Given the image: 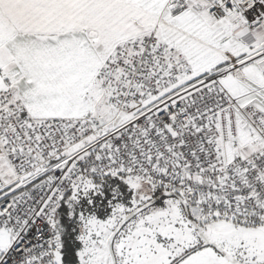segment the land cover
<instances>
[{"label": "snow or ice", "instance_id": "obj_1", "mask_svg": "<svg viewBox=\"0 0 264 264\" xmlns=\"http://www.w3.org/2000/svg\"><path fill=\"white\" fill-rule=\"evenodd\" d=\"M0 264H264V0H0Z\"/></svg>", "mask_w": 264, "mask_h": 264}]
</instances>
